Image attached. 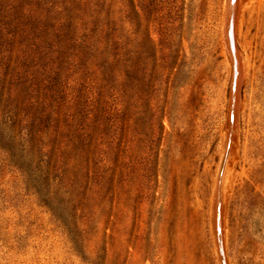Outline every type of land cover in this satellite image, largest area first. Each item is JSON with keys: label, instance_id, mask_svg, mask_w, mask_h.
Instances as JSON below:
<instances>
[{"label": "rangeland", "instance_id": "1", "mask_svg": "<svg viewBox=\"0 0 264 264\" xmlns=\"http://www.w3.org/2000/svg\"><path fill=\"white\" fill-rule=\"evenodd\" d=\"M0 264H264V0H0Z\"/></svg>", "mask_w": 264, "mask_h": 264}, {"label": "water", "instance_id": "2", "mask_svg": "<svg viewBox=\"0 0 264 264\" xmlns=\"http://www.w3.org/2000/svg\"><path fill=\"white\" fill-rule=\"evenodd\" d=\"M233 101H234V78L231 79L230 87H229V91H228V123H229V126H230L231 120H232ZM227 143H228V139H227ZM215 207L216 208L218 207L217 194H216V198H215Z\"/></svg>", "mask_w": 264, "mask_h": 264}, {"label": "bare ground", "instance_id": "3", "mask_svg": "<svg viewBox=\"0 0 264 264\" xmlns=\"http://www.w3.org/2000/svg\"><path fill=\"white\" fill-rule=\"evenodd\" d=\"M216 226L219 227V222H218V220H216Z\"/></svg>", "mask_w": 264, "mask_h": 264}]
</instances>
